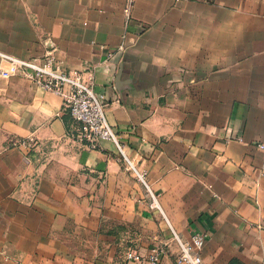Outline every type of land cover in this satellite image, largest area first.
<instances>
[{
    "label": "crops",
    "instance_id": "obj_1",
    "mask_svg": "<svg viewBox=\"0 0 264 264\" xmlns=\"http://www.w3.org/2000/svg\"><path fill=\"white\" fill-rule=\"evenodd\" d=\"M125 1L0 0V50L38 57L49 39L103 95L173 228L207 232L204 264H264V0H134L130 18ZM72 128L61 96L0 77V264H150L157 242L158 264H175L114 142Z\"/></svg>",
    "mask_w": 264,
    "mask_h": 264
},
{
    "label": "built area",
    "instance_id": "obj_2",
    "mask_svg": "<svg viewBox=\"0 0 264 264\" xmlns=\"http://www.w3.org/2000/svg\"><path fill=\"white\" fill-rule=\"evenodd\" d=\"M133 2L134 0L125 1L124 10L128 18L131 17ZM44 43L46 44V50L42 56L38 57H20L0 50V77L9 78L13 75H19L35 85L61 96L63 108L69 113L73 122V128L69 133L84 141L88 146L96 148L102 139L114 142L129 167L146 185L151 208L159 210L171 229L178 248L175 264H204L202 249L207 239V232L198 229L192 231L189 237L183 238L173 228L155 193L128 158L114 126L108 121L103 95L93 89L92 81L85 79L80 70L65 67L63 60L55 55L54 47L49 39L45 40ZM119 48H122V46H119ZM17 143L27 147L29 152L34 148L35 141L32 137H28L17 140ZM258 145L264 148L263 142ZM166 253L167 243L157 242L150 246L145 259L150 264H158ZM124 259L126 261L141 262L144 260V256L136 248L128 246L124 252Z\"/></svg>",
    "mask_w": 264,
    "mask_h": 264
}]
</instances>
